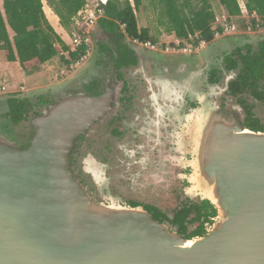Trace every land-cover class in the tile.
<instances>
[{
	"label": "water",
	"instance_id": "water-1",
	"mask_svg": "<svg viewBox=\"0 0 264 264\" xmlns=\"http://www.w3.org/2000/svg\"><path fill=\"white\" fill-rule=\"evenodd\" d=\"M109 98L59 99L32 118L26 148L0 136V264H264V132L205 108L197 167L220 217L189 240L141 208L97 203L68 169Z\"/></svg>",
	"mask_w": 264,
	"mask_h": 264
},
{
	"label": "flooded vegetation",
	"instance_id": "flooded-vegetation-1",
	"mask_svg": "<svg viewBox=\"0 0 264 264\" xmlns=\"http://www.w3.org/2000/svg\"><path fill=\"white\" fill-rule=\"evenodd\" d=\"M246 29V35H239L237 28L223 35L227 37H216L226 42L208 43L209 54L201 55L200 62L185 64L153 54L175 53L140 48L129 38L100 27L101 40L89 34V52L77 63L87 59V69L71 78L77 87L72 94L97 96L108 92L110 109L74 139L68 169L97 203L141 208L189 240L212 230L219 212L205 196L195 164L205 108L237 118L248 130L264 132V120L258 111L259 105H264V74L251 78L245 63L250 54L264 47V34L251 25ZM201 50L196 48L190 55ZM184 69L194 74L193 80L176 79L178 70ZM44 88L51 91L49 85ZM17 91L20 96L14 94ZM7 93L8 102L16 98L28 103L30 118L15 124L28 125L59 100L40 89L24 91L23 86ZM8 111L4 115L11 120ZM187 120L195 127L189 136ZM32 129L29 137L9 140L17 148H26L35 133ZM156 187H170L167 195L174 201L171 208L164 209L155 201Z\"/></svg>",
	"mask_w": 264,
	"mask_h": 264
},
{
	"label": "trees",
	"instance_id": "trees-1",
	"mask_svg": "<svg viewBox=\"0 0 264 264\" xmlns=\"http://www.w3.org/2000/svg\"><path fill=\"white\" fill-rule=\"evenodd\" d=\"M57 15L60 25L69 29L73 17L83 9L86 0H45ZM107 0L99 3L102 15L97 19L99 27L108 33L119 34L130 40L158 41L147 27H139L136 10L141 0ZM162 13L167 17L166 31L185 38L189 33H200V38L209 42L214 39L212 22L215 18L208 0H154ZM195 1V2H194ZM231 16L241 14L238 0H217ZM194 2V3H193ZM252 28L264 29V0H244ZM253 15V16H252ZM124 25V33L120 30ZM248 26L247 24L245 27ZM12 32V35H10ZM194 44L197 40H194ZM86 46H80L75 52H69L68 58L61 50H69L62 38L56 33L47 19L42 0H2L0 4V51H3L8 62H17L24 72L37 69L44 63L58 57L62 65H69L84 52ZM249 66L251 78L264 74V47L250 54L245 60ZM258 78V77H257ZM28 103L16 98L9 99V111L12 122L28 120Z\"/></svg>",
	"mask_w": 264,
	"mask_h": 264
},
{
	"label": "rangeland",
	"instance_id": "rangeland-1",
	"mask_svg": "<svg viewBox=\"0 0 264 264\" xmlns=\"http://www.w3.org/2000/svg\"><path fill=\"white\" fill-rule=\"evenodd\" d=\"M43 1L45 0H42V3ZM208 1L211 4V7L213 11L215 12V14H219L223 9H225L222 5L218 3L217 0H208ZM1 3H2V0H0V4ZM99 3L100 2H98V0H86V5L84 6L85 7L84 10L94 9L96 5ZM130 3L133 4V1L130 0ZM48 14L49 15L47 14L46 15L48 16L50 24L53 26L56 33L62 38L65 44H67V46L71 47L70 32L73 31L74 29L73 28L74 17H73V23L71 24V27L66 30L60 25L59 19L58 17H56L57 15L53 11ZM53 15L55 16V18L53 17ZM136 16H137L138 26L147 27L151 34H155L158 37V42L163 43V42L175 41L174 34L166 31L167 17L162 13V8L159 7V5H157L154 0H141V5L136 10ZM249 17L250 16L248 15V13L246 14V16H244L243 19L237 17V21H238L237 24L241 31L239 35H246L244 34L243 31L247 30L245 25L246 24L249 25ZM88 29L90 30V36L92 39L96 38L98 40H101L102 35L100 34L101 32L99 33V25L97 24V22L94 23L91 27H88ZM256 30H258L257 33H260L262 31V33L264 34L263 28H258V29L256 28ZM10 35H12V32H10ZM223 37H227V36H223ZM223 37L219 39L214 38V40L210 42H206L202 46V50L196 55L195 54L190 55L189 51L185 53L188 55H185L184 53L163 54V53H155V52H153V54L158 57H161L165 61H173L175 64L179 62L181 64L194 62V61L200 62L203 59L202 56L209 54L208 51L210 49V45L208 47L205 45L211 42H214V43L216 42L218 45H220L226 42V39ZM94 48L95 47H93V50ZM158 51H162V49L159 48ZM85 61L77 65H72V66L65 65L64 66L60 62L59 58L55 57L50 62H47L41 65L37 69H30L28 70V72H24L20 68L17 62H8L5 58L4 52L0 51V83L6 86V92L3 91L0 93V136L5 138L3 134H6L8 138H5V139H7L8 141H10L9 140L10 138L13 139L12 141L14 140L20 141L19 139L22 138L23 135H27V137H29L33 133L31 121L29 122L28 125L25 124L24 122L15 124L6 117V114L4 115V112L8 111L9 109V102L7 98L8 96H10V94H8L7 91L17 90L19 89L20 86H23L24 91L31 92V91L40 89V91H43L44 93H46L45 94L46 96L48 95L57 96V99H61L68 95H72V91H76L75 90L76 86L72 85L74 84V82L70 80L73 76H75V74L78 71L82 73L83 71L87 69L86 66L84 67L86 63ZM193 75L194 74L190 73L187 69L178 70V75L176 79L177 80H193ZM48 85L51 91L44 88L45 86H48ZM20 91H17L14 94H17V95L19 94L20 96L21 95ZM69 92L71 93L69 94ZM76 93H83V92H76ZM76 93H73V94H76ZM259 106L260 107L258 108V111H260L261 113L260 116L264 120V105H259ZM193 127L194 126H192L187 120L186 122L187 136H189V134L191 133V129ZM193 129H195V127ZM199 131H200V128H198L197 137L199 135ZM192 136L194 137V134ZM15 146H16V143H15ZM195 164L197 167V161ZM193 165H194V162H193ZM197 177H199V172L197 173ZM169 188L170 187H167L166 190L160 189L157 187L155 188V201H157L160 204V206L163 207L164 209L171 208L172 203H174V201H172L171 198L167 195V190ZM202 189H203V184H202ZM162 191H165V193H162ZM108 206H118V205H108Z\"/></svg>",
	"mask_w": 264,
	"mask_h": 264
},
{
	"label": "built area",
	"instance_id": "built-area-1",
	"mask_svg": "<svg viewBox=\"0 0 264 264\" xmlns=\"http://www.w3.org/2000/svg\"><path fill=\"white\" fill-rule=\"evenodd\" d=\"M98 2L105 4L107 0H98ZM239 7L241 9V14L237 16H231L226 9H223L219 14L215 15L214 21L212 22V27L214 28V38L219 37L221 35H225L228 33H231L235 31L238 26L237 17L243 19L244 16L247 14V10L245 7L244 0H238ZM98 5L94 9H81L77 15L74 17V23H73V31L70 32V38H71V47L69 46V50H61V54L68 58L69 52H75L79 49L80 46H86L87 48L84 50V52L79 56V60L77 59L75 62H72L69 64V66H72L74 64H77L79 61H81L86 54L89 52V34L90 30L88 27H91L98 19L99 14L102 15V9H97ZM245 13V14H244ZM253 16V15H252ZM121 29L124 32V25H121ZM175 36V35H174ZM194 40H197V43L194 44ZM135 45H137L140 48H148L151 50H158L159 48L162 49V51L165 52H172V53H186V52H192L196 48L202 47L206 41L200 38V33H189L187 37L180 38L175 36V41H169V42H151L149 40L147 41H139L137 39L131 40ZM22 88V87H21ZM6 91V86L4 84L0 83V92Z\"/></svg>",
	"mask_w": 264,
	"mask_h": 264
},
{
	"label": "crops",
	"instance_id": "crops-1",
	"mask_svg": "<svg viewBox=\"0 0 264 264\" xmlns=\"http://www.w3.org/2000/svg\"><path fill=\"white\" fill-rule=\"evenodd\" d=\"M43 10H44V13H45V15L47 14V15H49L48 13H50V12H52V10H51V8L48 6V4L45 2V1H43ZM46 15V17H47V19H48V16ZM55 15V14H54ZM53 15V17L55 18V16ZM57 17V16H56ZM49 20V19H48ZM57 20V19H56ZM55 20V21H56ZM50 22V21H49ZM45 64V63H44ZM1 93V92H0Z\"/></svg>",
	"mask_w": 264,
	"mask_h": 264
},
{
	"label": "bare ground",
	"instance_id": "bare-ground-1",
	"mask_svg": "<svg viewBox=\"0 0 264 264\" xmlns=\"http://www.w3.org/2000/svg\"><path fill=\"white\" fill-rule=\"evenodd\" d=\"M188 243H190V241Z\"/></svg>",
	"mask_w": 264,
	"mask_h": 264
}]
</instances>
